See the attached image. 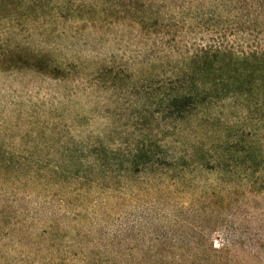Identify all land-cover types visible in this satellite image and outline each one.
<instances>
[{
	"label": "rangeland",
	"instance_id": "374dc122",
	"mask_svg": "<svg viewBox=\"0 0 264 264\" xmlns=\"http://www.w3.org/2000/svg\"><path fill=\"white\" fill-rule=\"evenodd\" d=\"M20 3L0 0V61L19 49L26 59L35 54L38 67L31 70L28 61L21 70L0 68V264H129L130 248L197 242L194 233L204 230L239 264H264V119L257 122L230 102L220 106L222 113L210 111L216 122L208 132L219 142L254 144L256 170L249 178L198 162L180 180L138 174L113 181L96 173L79 190L70 175L50 178L53 170L69 169L68 149L114 150L133 145L143 130L171 133L151 119L140 128L137 118L142 78L173 75L143 69L147 50L138 33L120 23L102 25L94 15V26L61 20L64 35L52 38L42 18L33 22L29 2ZM46 53L79 66L78 73L66 82L51 80L40 66ZM100 66L112 71L104 84L94 81ZM180 138L157 139L174 154L182 150ZM187 139L184 150L194 142ZM30 165L42 169L41 180L30 179Z\"/></svg>",
	"mask_w": 264,
	"mask_h": 264
},
{
	"label": "trees",
	"instance_id": "16d2710c",
	"mask_svg": "<svg viewBox=\"0 0 264 264\" xmlns=\"http://www.w3.org/2000/svg\"><path fill=\"white\" fill-rule=\"evenodd\" d=\"M26 1L33 22L42 18L44 32L52 38L63 37L61 20L79 18L88 23L93 15L102 25L120 23L136 31L147 50L140 62L143 69L173 75L166 80L142 78L138 94L143 105L137 118L140 128L146 130L151 119L171 133L143 130L133 145L114 150L99 145L68 149L69 169L53 170L50 178L70 175L79 190L91 185L90 176L96 173L113 181L138 174L180 180L197 162L207 170L233 175L242 171L245 178L254 174V144H223L208 128L216 122L210 111L222 113L220 106L226 102L257 122L264 119V0H89V4L81 0L78 5L69 0L57 4L21 0L19 8ZM90 23L94 26L96 20ZM5 54L0 68L6 72L21 70L28 61L31 70L38 67L35 54L29 59L19 49ZM40 66L57 82L68 81L80 68L59 64L50 53L41 57ZM111 75L109 67L100 66L94 81L104 84ZM167 136H181L175 142L182 150L174 154L162 150L157 138ZM187 138L194 142L184 150ZM34 167L30 165V179L39 181L42 169ZM210 234V230L194 233L199 241L192 243L135 246L128 250L129 264H239L229 257L230 249L214 247Z\"/></svg>",
	"mask_w": 264,
	"mask_h": 264
}]
</instances>
